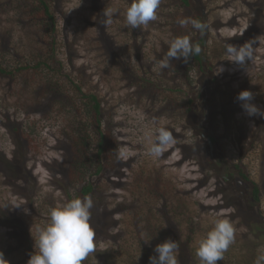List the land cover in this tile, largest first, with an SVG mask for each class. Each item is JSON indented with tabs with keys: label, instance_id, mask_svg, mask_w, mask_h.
Listing matches in <instances>:
<instances>
[{
	"label": "rangeland",
	"instance_id": "374dc122",
	"mask_svg": "<svg viewBox=\"0 0 264 264\" xmlns=\"http://www.w3.org/2000/svg\"><path fill=\"white\" fill-rule=\"evenodd\" d=\"M48 1L56 16L54 35L58 49L55 62L48 63L54 70H58L56 63H62L63 69L49 72L46 68L37 75L23 72L15 77L0 76V150L6 159L4 171L0 172V214L14 215L22 225L21 231L27 229L22 236L30 238L21 241L13 224L2 226L0 252L5 260L9 264H27L29 247L34 246L31 226L35 236V226L48 221L49 209L66 201L60 188L69 180L64 175L67 156L59 148V139L62 140L63 128L69 132L71 109L83 103L77 100L79 86L82 92L97 95L107 116L120 124L118 137L123 144L110 161L109 169L98 177H90L95 183L93 199L98 201V206L91 209L95 215L90 221L96 230V247L84 264H149L157 244L176 238L167 232L166 220L155 208L160 206L179 225L177 259L183 252V240L190 236V248L196 250L215 219L227 217L235 228L234 242L221 264H254L258 254L264 252V240L259 239L258 230L232 217L247 206L248 211L262 215L257 226L264 233V118L249 117L236 97L249 90L254 95L252 102L264 110V0H194L196 11L208 28L204 33L191 35L205 40L202 52L210 56L214 66L210 80L217 81L209 89L196 85L194 95L186 89L183 94L144 92L124 72L126 68L134 74H148L157 82L170 80L168 70L160 68L158 56L171 42L168 21H178L186 12L180 4L161 0L155 21L131 29L125 21L130 0ZM35 2L0 0L3 68L13 70L45 60L52 38L37 23V14H29L31 17L23 12L26 4L34 6ZM107 7L118 10L110 26L103 23L102 12ZM253 29L256 33L251 32ZM186 30L196 31L190 24ZM250 39L258 43L245 71L229 61L225 46L240 45ZM135 43L142 49L140 62L132 49ZM221 66L225 70L218 73ZM206 71L209 74L207 68ZM53 96H57V101H52ZM189 98L195 100L205 118L197 120L191 112L185 115ZM224 109L228 111L227 115L224 113L226 118L222 114ZM195 125L198 130L199 126L205 129L197 132ZM157 127H166L176 140L160 158L147 153L154 135L146 137V133ZM202 131L217 136L215 153L207 137L200 136ZM182 146L191 152L192 158H185L187 153ZM91 157L94 171L100 161ZM131 159L132 170L124 164ZM212 160L220 162L218 170ZM237 164L259 185L260 206L251 200V186L234 170ZM77 173L72 172V177ZM138 176L158 181L160 203L146 191L148 183L136 180ZM25 194L32 197L31 205V197L26 198ZM134 203L137 206L132 213ZM122 204L130 207L125 216L112 214ZM137 214L143 215L140 224L134 217ZM138 235L151 240L145 256ZM19 244L27 250L15 251ZM178 264H183L180 259Z\"/></svg>",
	"mask_w": 264,
	"mask_h": 264
},
{
	"label": "trees",
	"instance_id": "16d2710c",
	"mask_svg": "<svg viewBox=\"0 0 264 264\" xmlns=\"http://www.w3.org/2000/svg\"><path fill=\"white\" fill-rule=\"evenodd\" d=\"M174 4H180V6H183V8L186 10L184 14H181L182 17L180 18H194L197 20H200L204 23L203 18L199 15V13L196 11V8L194 6V0H172ZM51 6L48 0H36L34 3V6H29V4H26L23 8V12H25L27 15L29 14H37L38 16H35L37 18V23L43 28L47 35L52 38V41L50 42V48L47 52V55L45 57V60H38L34 61L36 63H30L26 65L19 66L17 68H14L13 70H8L6 68H3L1 62H0V76H9V77H15L17 73H23V72H29L33 75H37L44 71L46 68L49 69V72H56L58 70L63 69L62 63H56L58 65L57 69L54 70L51 69V65L48 63L50 60L51 62H55V55L57 54V42L55 39V33H56V16L53 14L51 10ZM163 11V10H162ZM31 16V15H29ZM33 17V16H31ZM179 18V19H180ZM170 21V20H169ZM168 26H170V33H172L171 40H173L176 37L187 35L190 37L191 41L193 43L199 44L201 47V52L191 57L187 62H184L183 58H180L179 60L173 59L169 65L168 68H166L167 74L170 75V80L168 82H157V80L153 78H149L148 74L138 75L137 73L134 74L133 71H127L126 68H124V71L126 74L129 73V81L133 84H136L139 89L146 91H151L154 93H157L159 95L161 92L164 91H170L172 93L177 94H183L184 89L190 91L192 95L196 93V85L201 84L204 88L209 89L216 81V78H211V73L214 71L213 61L208 55H204L202 52V47L205 45V40L202 39V37L199 36H192L193 33H196L200 30H197L193 32L192 30H186L187 26L182 27L177 21L169 22ZM165 24V23H164ZM175 27V31L173 29ZM205 32V31H204ZM203 32V33H204ZM252 33H256V30H251ZM201 33V31H200ZM192 34V35H191ZM261 34V33H260ZM133 52L136 55L138 61L140 62V59H142L143 53L142 49L138 44H134L132 46ZM168 51V48L163 52V55H159V61L163 60L166 56V53ZM118 59H116L117 61ZM158 61V63H159ZM44 66V67H43ZM206 68L209 71V74L206 71ZM58 73V72H57ZM34 80V78H33ZM169 81H171V84H169ZM78 91V101H82L81 105L79 107H73L70 111L72 114L71 120H69V132L65 131V128L62 129V140L59 139L60 144L59 148L65 152V155L67 156V167L65 169V177H67L69 180L66 181L63 188H60L64 191L66 195V201L79 197L83 198L84 196H91L93 199V194L95 193V183L90 181V177L97 176L101 173H104L106 169L108 170L110 167V161L116 156L118 151L123 147V144L119 140V132L118 129L120 124L116 122L115 118L107 116V114L104 111L103 103L101 102L100 98L95 94L85 93L82 92L81 87H76ZM52 101H57V96L52 97ZM77 101V102H78ZM56 103V102H55ZM60 105L61 102H59ZM188 108L186 109L185 115H187L189 112L195 117L197 120L200 117H204V114L200 112L195 106V100L192 98L188 99ZM166 110V109H163ZM226 112V115L228 111L224 109L222 111V114ZM226 115L224 114V118H226ZM10 118L7 119L9 121ZM198 125V124H197ZM227 127H229V124H227ZM196 128V129H195ZM207 129L208 126L206 127ZM194 129L198 132L200 129L204 130V126H194ZM18 130V127L16 128ZM21 131V130H20ZM19 131V132H20ZM197 134V133H196ZM200 136L207 137V140H210L214 151L216 152V148L218 146V139L217 136L214 133H210L208 131H202L200 133ZM181 149L187 153L186 159L192 158V154L189 150L185 149L184 146L181 147ZM3 151L0 150V172L2 173L4 170H2V166H5L4 163L6 162V159L4 158ZM96 156L97 159L100 161L94 171H92V165L94 164L93 159L91 156ZM213 161V160H212ZM134 162L133 159L129 162L124 163L125 166L132 170L131 164ZM215 162V165L217 166L216 169H219L220 162ZM234 170L239 174V176L242 178L243 182L249 184L251 186V200L254 204L257 206L261 205V190L259 185L255 184L251 181L249 174L244 170V167L240 165H235ZM92 171V172H91ZM209 170V174H210ZM72 172H78L76 175L72 177ZM89 175V176H88ZM226 174L225 176H227ZM89 177V178H86ZM227 179V177H225ZM140 184L145 182L148 183L146 185V191L150 193V197L152 199H155L160 203L161 197L158 192V188H156V185L158 181H152V178L148 176H138L137 179ZM139 184V186H140ZM149 185V187H148ZM201 186V184H200ZM154 189V191H153ZM26 198L31 197L30 195L26 194L24 195ZM30 205H31V199ZM95 198L93 199V201ZM65 201V202H66ZM98 201H94V206H98ZM132 205V213L135 212L136 204ZM159 215L163 217L166 220V224L168 227L169 234L173 233L174 239L176 242L178 241V238L180 237V230L179 225L177 226L175 222L171 220L169 217L170 214L165 210L166 208L155 207ZM130 207L126 204H122L119 207H115L112 210V214L116 215H124L129 211ZM143 211V210H142ZM141 211V212H142ZM92 216H94L95 211H92ZM120 213V214H119ZM143 213V212H142ZM10 215L9 217L3 216V214H0V228L8 223L13 224V226L17 229V233L19 234L17 239L20 238L21 241L26 242L30 240L28 237H23L22 233L25 232L27 229L22 230V225L19 224V221L16 222V217L12 215L10 212H8ZM262 215L259 213H253L251 211H248L247 206L244 208H241L235 216L232 218H239L241 224L247 225L251 228H253L255 231L258 230L259 239L261 241L264 240V233L262 232V228L257 226L259 223V220ZM136 219L139 220L137 224H140L143 222V215L137 214L134 216ZM139 217V218H138ZM134 218V219H135ZM93 221V220H92ZM96 231V230H95ZM21 234V235H20ZM140 242H141V248L143 249V255H147L149 253V249L151 248L150 243H145L147 240H144L141 236H139ZM149 239V238H148ZM191 237L188 236L185 240H183V246L180 247V249L183 251L179 256L178 259H180V262L183 264H199L198 258L196 257L195 250L190 248L191 243ZM151 241V240H150ZM149 241V242H150ZM23 242V243H24ZM29 243V242H28ZM25 248L24 245L19 244L18 249H15V251ZM30 254L34 252V246L29 247ZM193 251H191V250ZM12 250V249H11ZM14 250V249H13ZM25 250H27L25 248ZM185 250V253H184ZM185 254V255H184ZM187 255H190L187 257ZM186 257V258H185ZM186 262V263H185ZM84 264V261H83ZM218 264H221V261L218 262Z\"/></svg>",
	"mask_w": 264,
	"mask_h": 264
},
{
	"label": "clouds",
	"instance_id": "9594fccd",
	"mask_svg": "<svg viewBox=\"0 0 264 264\" xmlns=\"http://www.w3.org/2000/svg\"><path fill=\"white\" fill-rule=\"evenodd\" d=\"M160 4L161 0H130L125 10L126 26L138 29L155 21ZM117 11L112 7L103 9L105 26L113 23L112 18ZM177 22L182 27L190 24L201 33L208 28L206 23L194 18H180ZM257 43L256 39H250L240 45L227 44L225 53L229 61L246 71L248 62L254 57V45ZM200 52L199 44L193 43L189 36L176 37L171 40L165 58L159 61L160 68H168L173 59L183 58L184 62H187ZM220 69L218 73L225 70L222 66ZM236 99L241 102V108L249 117L264 118V110L252 102L254 95L251 91L239 92ZM153 135L154 139L149 141L147 148V153L152 157L160 158L167 148L176 143L172 132L166 127L150 129L146 133V137ZM93 206L92 197L84 196L51 207L46 224L35 226V236L32 234L33 226H31L30 232L34 239L35 250L30 254L27 264H83L96 247V233L90 222ZM234 234V225L227 217L216 218L214 226L199 240L195 250L199 264H218L222 261L224 253L234 242ZM178 247L177 242L171 238L157 244L154 248L155 255L149 257V264H178ZM0 264H9L3 252H0ZM254 264H264V252L258 254Z\"/></svg>",
	"mask_w": 264,
	"mask_h": 264
},
{
	"label": "water",
	"instance_id": "95a60500",
	"mask_svg": "<svg viewBox=\"0 0 264 264\" xmlns=\"http://www.w3.org/2000/svg\"><path fill=\"white\" fill-rule=\"evenodd\" d=\"M208 142H209V145H211V146H212V143H211V141H210V140H208Z\"/></svg>",
	"mask_w": 264,
	"mask_h": 264
}]
</instances>
